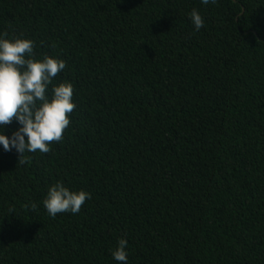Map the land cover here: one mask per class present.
I'll return each mask as SVG.
<instances>
[{
  "label": "trees",
  "instance_id": "16d2710c",
  "mask_svg": "<svg viewBox=\"0 0 264 264\" xmlns=\"http://www.w3.org/2000/svg\"><path fill=\"white\" fill-rule=\"evenodd\" d=\"M0 33L66 61L76 105L48 153L0 146V264H118L120 238L128 264H264V0H0ZM57 182L91 199L53 218Z\"/></svg>",
  "mask_w": 264,
  "mask_h": 264
},
{
  "label": "clouds",
  "instance_id": "9594fccd",
  "mask_svg": "<svg viewBox=\"0 0 264 264\" xmlns=\"http://www.w3.org/2000/svg\"><path fill=\"white\" fill-rule=\"evenodd\" d=\"M202 5L215 4L217 0H200ZM195 31L204 26L197 9L189 13ZM66 68V61L56 56L37 58L34 41L21 36L7 38L0 33V146L4 151L48 153L51 142H60L70 124V114L75 108L74 85L71 82L54 84L58 73ZM15 121L18 125L10 134L5 128ZM91 193L72 190L61 182L51 185L43 206L49 216L58 213L80 212ZM128 241L120 238L112 251L118 264H128Z\"/></svg>",
  "mask_w": 264,
  "mask_h": 264
}]
</instances>
